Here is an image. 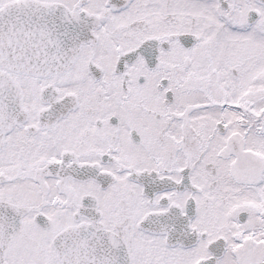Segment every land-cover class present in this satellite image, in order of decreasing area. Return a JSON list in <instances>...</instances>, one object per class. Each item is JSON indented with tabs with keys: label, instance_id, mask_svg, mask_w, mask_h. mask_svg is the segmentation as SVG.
I'll return each mask as SVG.
<instances>
[{
	"label": "snow or ice",
	"instance_id": "6c2138e0",
	"mask_svg": "<svg viewBox=\"0 0 264 264\" xmlns=\"http://www.w3.org/2000/svg\"><path fill=\"white\" fill-rule=\"evenodd\" d=\"M0 264H264V0H0Z\"/></svg>",
	"mask_w": 264,
	"mask_h": 264
}]
</instances>
